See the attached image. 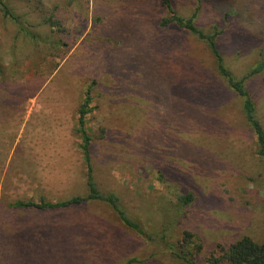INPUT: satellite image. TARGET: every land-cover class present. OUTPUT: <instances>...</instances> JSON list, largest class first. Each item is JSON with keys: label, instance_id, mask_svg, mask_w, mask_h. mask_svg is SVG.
Listing matches in <instances>:
<instances>
[{"label": "rangeland", "instance_id": "obj_1", "mask_svg": "<svg viewBox=\"0 0 264 264\" xmlns=\"http://www.w3.org/2000/svg\"><path fill=\"white\" fill-rule=\"evenodd\" d=\"M173 1L181 15L193 14L196 0ZM162 16L152 0H0V206L17 199L56 201L85 193L76 128L92 87L93 111L86 125L98 185L118 193L128 212L147 228L165 229L169 243L179 245L185 232L195 235L203 246L199 262L205 263L244 237L264 245V166L235 100L218 112L231 126L224 130L231 135L205 138L192 131L188 120H194V128L197 120L181 112L177 92L167 93L166 73L172 71L182 86L222 87L214 82L215 65L205 43L175 28L160 29ZM198 24L206 32L214 26L225 30L220 46L237 78L264 62V0H203ZM154 53L178 64L171 69L154 64ZM127 58L150 79L140 86L163 91L159 101L154 95L147 100L133 96L129 103L112 95L107 60L124 66ZM181 58H197L201 64L181 75ZM159 77L160 86L152 82ZM247 86L264 125V73L248 79ZM130 138L142 144L160 142L162 157L152 151L154 144L144 149ZM199 145L209 150L203 152ZM171 176H180V185L168 182ZM189 193L195 202L179 208L177 195ZM78 214L80 219L90 215L111 222L116 217L103 204H90ZM29 219L23 233L7 245L13 250L7 255L10 264L41 262L33 256L50 246L68 249L71 225L64 224L77 220L75 215L64 214L62 220V215L31 214ZM81 227H86L81 228L84 236L100 234L97 225L92 230ZM45 231L48 238L38 239ZM142 248L144 257L153 251L152 246ZM64 254H58L59 264H68Z\"/></svg>", "mask_w": 264, "mask_h": 264}, {"label": "trees", "instance_id": "obj_2", "mask_svg": "<svg viewBox=\"0 0 264 264\" xmlns=\"http://www.w3.org/2000/svg\"><path fill=\"white\" fill-rule=\"evenodd\" d=\"M202 1L196 0L193 14L185 17L178 12V5H175L173 0H152L163 12V16L159 19L160 29L169 30L175 28L183 31L188 36L194 37L199 42L205 43L215 65L213 71L217 78L215 77L216 80L214 82L217 85H221L222 90L219 87L213 89L208 84H196L189 87L184 82L182 86L180 85L181 82L179 83V78H176L172 71L169 72L167 70L169 73H166V79L163 80L169 85L167 93H178L177 96L180 98L178 107L181 112H189L197 120L195 128L194 120H188L189 125L190 122L193 125L194 130L192 131L195 134L198 131L205 138L209 135V138H211L215 134L229 136L233 133L224 131L231 128V126L221 120L218 112L222 106L229 105V99L239 102L240 114L243 118L242 125L246 130L249 129L251 131V135L253 134L256 143V155L264 166V125L257 115L256 102L247 86L248 79L257 78L264 73V62L253 66L244 77L237 78L227 64L220 46V39L225 34V30H219L217 26H214L212 27V32H206L198 24ZM7 13L9 14V12ZM156 56L157 53H154L151 57V61L153 60L154 64H163L169 69H171L173 64H178L177 62H172V58H156ZM107 61L110 65L107 75L110 79V89H112L110 92L112 95L115 97L119 95L120 101H129V103L133 96L137 100H147L154 95L155 101H159L163 91L155 90L150 85L140 86V81L150 79L146 78L142 70H139L141 68H137L138 64L134 65L131 58H127L124 66L115 60L108 59ZM198 62L197 58H181L178 65L181 67V75H187L189 70L193 72L194 68L198 67L199 63L201 64V62ZM113 67H116L117 70H112ZM195 75L198 76V73H195ZM159 78L152 80V82H156L160 86L162 80L161 78L159 80ZM124 82L132 85L130 87L123 86L125 85L123 84ZM94 85H97V82H94L92 86ZM91 90L92 87L87 91L85 102L79 110L76 128L81 139L79 152L82 155L85 167V193L75 194L56 201L42 199L39 202H35L33 200L17 199L8 206H0V264H10L7 255L13 250L8 249L7 245L15 241V238L23 233L21 229L22 227L24 228L25 222H31L29 219L31 214L62 215V220L64 214L67 216L71 214L77 217V220L66 221L64 224L71 225L70 228H67V235L64 234L68 236L67 241L69 243L67 247L69 251H67V248L66 250H60V248H55L54 246L47 247L46 251L43 248L42 251L38 250L35 253L36 255L33 256L42 260L36 264H49L47 263V255L52 259L51 264H59L57 259L59 255L65 256V252L69 256L68 264H167L168 260H173L178 264H264V245L254 242L249 237H244L232 244L228 249H223L221 255H212L207 258L205 263H200L199 256L203 251V246L195 235L185 232L179 245L171 244L167 240L165 229L147 228L138 217L128 212L118 193L100 188L95 178L92 137L86 125V118L93 111L91 108L93 102ZM131 94L132 96L129 98ZM214 119L218 122H215ZM197 123L200 128H197ZM232 127L235 126L232 125ZM122 137L127 138L128 136L122 135ZM130 141L132 144L141 146L144 149H149V146L154 144H150V142L142 144V141L133 139ZM159 144L160 142H156L151 147L152 151L157 153L158 159L162 157L160 154L164 153ZM177 144H179L178 140L170 144L173 146L171 150H174ZM199 146L203 152L209 150L204 149L203 145ZM203 158L206 159L205 156ZM168 182L180 185V176H171ZM177 202L179 208H188L195 202V196L191 193L179 194L177 195ZM90 204L107 206L116 215L114 221L111 222L106 218L90 215L85 217L86 219H80L78 210ZM52 224L51 222L50 226ZM82 225H86L90 230L97 225L96 230H99L100 234L95 236L94 232L91 231L92 235L84 236V233H81V228L85 230L86 227H81ZM61 226L64 227L63 225ZM75 226H79L77 234L74 232ZM58 232L56 234H59ZM46 234V231L45 233L43 232V237L38 239L48 238ZM6 236H11V239L8 241ZM49 241L51 242L52 240L49 239ZM133 243L138 244V246H132ZM144 246L153 247V251L149 256H143L145 250L142 247ZM164 255H167L168 259H164Z\"/></svg>", "mask_w": 264, "mask_h": 264}]
</instances>
